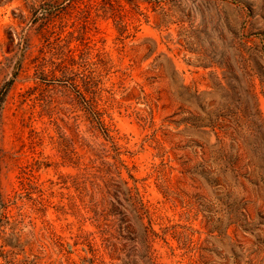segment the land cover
I'll return each mask as SVG.
<instances>
[{
	"label": "rangeland",
	"instance_id": "rangeland-1",
	"mask_svg": "<svg viewBox=\"0 0 264 264\" xmlns=\"http://www.w3.org/2000/svg\"><path fill=\"white\" fill-rule=\"evenodd\" d=\"M132 260L264 264V0H0V264Z\"/></svg>",
	"mask_w": 264,
	"mask_h": 264
},
{
	"label": "trees",
	"instance_id": "trees-1",
	"mask_svg": "<svg viewBox=\"0 0 264 264\" xmlns=\"http://www.w3.org/2000/svg\"><path fill=\"white\" fill-rule=\"evenodd\" d=\"M98 113H101L99 110H97ZM99 124L103 125V121L100 119V118H97L96 120ZM97 128L99 126H96ZM107 134V137H109V134L107 132V130L105 131ZM113 142V141H112ZM88 145L90 146V144L88 143ZM115 147V143H113V145ZM117 149V147H115ZM107 149L106 148H103L102 151H98L96 154L97 156H103L104 155V152L106 151ZM95 160L90 158V161L87 163V167H89V165ZM119 161L124 165V161L122 159L119 158ZM93 166V165H91ZM132 176V175H131ZM133 177V176H132ZM127 181H124V183H126ZM94 187L97 188L96 191L100 192L103 194V199L102 201L100 202V200H96L95 198V193H91L90 194V202H89V207H91L92 211H94V213L96 215H99V214H104V216H107L109 214H112L114 213L115 211L118 210V205L117 203H121L119 200H117V202H114L113 200H109L106 196V194L108 195H113L115 194L116 191H119V192H123V189H122V185L120 183H118L117 181H115V179L113 177L109 178L108 180H106L103 184V186L99 183H96L94 182L93 183ZM83 195H84V192L83 190L80 191ZM106 193V194H105ZM124 194H129L130 198L129 199H133L135 200L136 204L132 203V210L133 211H136V217L141 219L143 216L142 214H140V209H144L145 213H148V209L145 207V204L144 202L142 201L141 198L137 196H135L132 192V188L131 187H128L125 189V191L123 192ZM137 194H138V191H137ZM139 204V206H138ZM241 214L244 215L243 212H241ZM138 229H139V237L141 238V244L142 246H145V251L146 250H150L151 248V244H150V241L151 239H154V238H157V237H161V238H164L165 239V233L166 231H163V232H160L158 230H156L154 227H153V224H152V219L149 218V221H148V224H144V223H136ZM130 227V228H129ZM128 229H132L134 230V225H130V226H127ZM131 231V230H130ZM110 254H111V257L112 259H114L116 257V253L119 251V247H117L116 243L113 242L110 246ZM146 254H139L140 256V259L143 260V258L145 257ZM92 258H89V260H91ZM139 260H132L131 262L128 261L126 262L127 264H131V263H134L135 264H138ZM115 264V263H114Z\"/></svg>",
	"mask_w": 264,
	"mask_h": 264
}]
</instances>
